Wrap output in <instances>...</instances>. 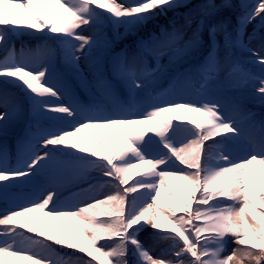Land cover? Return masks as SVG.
Returning <instances> with one entry per match:
<instances>
[{
  "label": "snow or ice",
  "instance_id": "1",
  "mask_svg": "<svg viewBox=\"0 0 264 264\" xmlns=\"http://www.w3.org/2000/svg\"><path fill=\"white\" fill-rule=\"evenodd\" d=\"M160 17L158 30L115 51ZM92 25L125 31L102 42L77 31ZM29 31L44 42L17 49L13 38ZM95 48L102 54L89 60ZM57 50L69 75L97 89L92 103L62 102L64 89L48 79ZM235 50L251 54L259 76ZM0 53V83L22 92L29 112L16 166L0 144V199L9 205L0 210V264H264V112L227 95L252 82L264 107V0H0ZM164 77L170 91L158 86ZM189 89L197 99L183 95ZM0 108L4 135L23 107L0 89ZM65 117L76 123H36ZM85 129L103 134L85 138ZM46 162L100 191L78 204H58L53 190L12 202L9 189ZM148 226L167 243L159 255L139 238Z\"/></svg>",
  "mask_w": 264,
  "mask_h": 264
},
{
  "label": "rangeland",
  "instance_id": "2",
  "mask_svg": "<svg viewBox=\"0 0 264 264\" xmlns=\"http://www.w3.org/2000/svg\"><path fill=\"white\" fill-rule=\"evenodd\" d=\"M235 1L241 3V0H235ZM255 3L256 1L253 2V4ZM97 10L103 11L100 9ZM183 10L185 9H180L179 12ZM171 16L172 13L170 12L168 14V17L170 18ZM164 22H165V18L160 17L156 21H150L146 27H143V29L149 30L150 27H154L157 24H162ZM250 26L251 25H249L248 27ZM120 29L121 28H119L118 30L113 29L110 25L105 26L103 29H98L97 26L92 25V26H81V28L78 29L77 31L83 35L92 36L93 38L98 36L100 37L102 36L103 32H106L108 37L110 36L111 39H113L115 36V32L119 31L120 33ZM139 35L140 34L127 36V39H125V41L127 42L128 40L138 39ZM106 37L104 35L103 38L101 39V42ZM13 39L16 47H20L21 43H23L25 46L28 45L27 47L29 46L35 47L41 44L42 42H44L43 37L40 34L35 36L18 35ZM121 42L122 41H118L115 43L116 44L115 51H119L120 48L123 47V44ZM48 43L52 47H57L56 45L52 44L51 41H48ZM245 52L247 51L235 50L234 58L239 59L242 64H245L246 60L252 61L253 63V57L251 56V54L249 52L248 53ZM101 54H102L101 49L100 52H92V56L89 57V60H92ZM149 60H150V56H149ZM253 64L256 66V68H254L256 72H254L253 74L259 76L260 74L259 65L255 63ZM80 66L82 69L85 70V75L88 76V79L91 80L92 77L88 72L87 64L83 56H81L80 59ZM48 79L52 84L61 86L64 89V98L62 102L65 104L76 103L78 105H88L92 103L95 95L98 94L97 89L95 87H89V88L82 87L77 79H74L71 75L68 74L59 50H57L56 54L51 57ZM71 81L75 83L74 86ZM158 86L165 91H170L167 77L162 78ZM254 87H258V84L249 82L246 86H242L237 91L229 92L227 95L243 97L246 101L247 107L254 108L257 113L264 112V107H260L258 99L257 98L254 99L256 96L254 92ZM5 88L8 90L10 97L15 102L21 104L23 107L22 117L19 119V122L15 123L14 120L6 121L5 122L6 134L0 135V144L4 145L5 142H9L10 144V148H9L10 156H8V166L14 167L17 164V157H18V137L21 136L22 130L24 128V124L29 119V112H28V104L23 93L19 89L13 87L12 85H5V87H3V85H1L0 83V89H5ZM193 90L194 89H189L188 92L184 93L183 95H185L187 99L195 100L198 98V96L195 90L194 91ZM213 95L219 96L221 95V93L213 92ZM253 102L256 104H254ZM0 111H4V109L0 108ZM57 115H63V114H57ZM187 115L195 116V114H187ZM36 123H38L40 127L50 130L53 127L68 128L70 125H74L76 123V120H74L71 117H65L64 119L59 121L38 119ZM93 133L99 136L103 134V130L85 129L79 135H82L85 138H90L91 134ZM80 155H85V154L80 153ZM136 172L137 169H133L132 172L130 173L133 179L136 178L135 176ZM91 175L94 176L96 175V173L93 172L91 173ZM3 183L4 182H0V184ZM129 183H131V180L129 181ZM49 190L55 191L56 202L58 204H78L80 201L86 200L89 196L95 195L97 192L100 191L99 187L89 190V185L82 181L73 183L65 180L60 175L57 168L51 162H46V165L44 167L35 170V174L30 175L28 177H21L20 180L16 183V185L9 189V199L14 203H24L25 200L27 199H35L40 197L41 195H46L47 191ZM8 206L9 205L6 204L3 201V199H0V210H3ZM23 231L26 232V230ZM154 231L155 230L151 229V227L148 226L145 228V230L139 233V238L146 246L149 245L152 246L153 255H159L160 251L167 247V243L165 241L155 240L153 237ZM26 234L33 235L31 233H26ZM235 246L236 245H234L233 243H229L228 251L230 252L232 247Z\"/></svg>",
  "mask_w": 264,
  "mask_h": 264
},
{
  "label": "trees",
  "instance_id": "3",
  "mask_svg": "<svg viewBox=\"0 0 264 264\" xmlns=\"http://www.w3.org/2000/svg\"><path fill=\"white\" fill-rule=\"evenodd\" d=\"M254 1H256L257 2V0H241V3H243V4H247V5H249V6H251L252 4H253V2ZM236 2V1H235ZM237 4H240V2H236ZM238 11H239V9H238ZM251 26L250 27H248L247 28V32L248 33H252V31H253V25H255L257 28L259 27V20H256V21H254L253 22V24H250ZM153 30H158V29H156V27H151L149 30H143V27L142 28H140L139 30H138V32L137 33H142V35H141V37H147V35L150 33V32H152ZM124 28L123 27H121V29H120V33L121 34H123L124 33ZM136 33V34H137ZM25 36H35V35H38V34H32V32L31 31H29V33L28 34H24ZM105 35V37H106V39H109V40H112L111 39V37L109 36L108 37V35H107V33L106 32H103V34H102V36H98V37H95L94 39H96L97 41H101V39L103 38V36ZM125 39H127V37H124L123 39H121L120 41H123V40H125ZM133 41L134 40H128L127 42H125L124 43V46L125 45H129V46H131L132 44H133ZM258 45H259V41H253L250 45H249V47L250 48H252V49H257L258 48ZM28 46V45H27ZM29 47H32V46H29ZM36 47V46H35ZM35 47H32V48H35ZM17 49H19L20 47H16ZM93 52H100V48H95L94 50H93ZM245 53H248V52H245ZM165 62H166V58H165ZM249 63H251V62H249ZM247 70H249L250 72H256V71H253L251 68H249V69H247ZM254 99H256V96H255V98ZM253 99V100H254ZM254 103V102H253ZM14 122L15 123H17L18 122V120H14ZM161 215H159L158 216V219H160V220H162L163 221V216L166 214V213H160ZM165 224L167 223L166 221H163Z\"/></svg>",
  "mask_w": 264,
  "mask_h": 264
}]
</instances>
